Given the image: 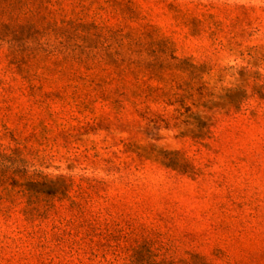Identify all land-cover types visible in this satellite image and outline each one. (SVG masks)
<instances>
[{
	"label": "rangeland",
	"instance_id": "obj_1",
	"mask_svg": "<svg viewBox=\"0 0 264 264\" xmlns=\"http://www.w3.org/2000/svg\"><path fill=\"white\" fill-rule=\"evenodd\" d=\"M130 1L2 20L0 151L27 190L0 209V264H264V0ZM109 29L161 79L106 65L129 54Z\"/></svg>",
	"mask_w": 264,
	"mask_h": 264
},
{
	"label": "trees",
	"instance_id": "obj_2",
	"mask_svg": "<svg viewBox=\"0 0 264 264\" xmlns=\"http://www.w3.org/2000/svg\"><path fill=\"white\" fill-rule=\"evenodd\" d=\"M62 0H0V26L4 18L9 20H19L21 16L26 20L32 27L36 26H47L55 25V16L57 11L60 10L59 6L61 5ZM125 9L122 12H129L131 15H136V10L134 8L133 2L127 0ZM65 22V21H62ZM110 35L113 37H120L118 42L119 46H122L121 41L128 42V57L122 52L118 51L112 57L111 62L104 63L117 71L118 76H122L125 73H130L133 75H138L139 73H145L150 76L152 79H161V73L159 68L151 63H145L143 61H137L133 58L132 46L136 44V39L132 36V32H122V30L113 31L108 30ZM57 52L56 50H49L47 53L51 55ZM59 53V51H58ZM69 58V55H66L63 59L66 60ZM72 60H75L78 64L87 65V60L82 56H74ZM104 83V82H102ZM102 88L103 84H97ZM143 90L136 88L132 91L131 96L140 97ZM127 90L121 86H118L109 92V98H113V103L119 109L122 107V101L127 96ZM121 98L123 100H121ZM184 101L185 97L181 98ZM202 130L207 128V124L202 123ZM15 161L10 162L6 159V156L0 151V209L3 211H8V206H5V202H13L14 198L18 195L20 197L24 196L26 193L25 184L23 181H26L27 171H20L17 166H15ZM177 169L181 171L192 170L187 163L178 157L174 165ZM126 264H169L165 261H157L156 255H154L149 249L136 248L132 250L131 255L129 256V261Z\"/></svg>",
	"mask_w": 264,
	"mask_h": 264
}]
</instances>
